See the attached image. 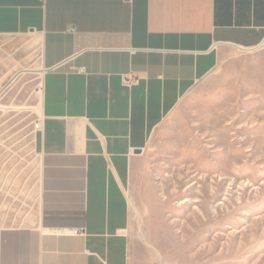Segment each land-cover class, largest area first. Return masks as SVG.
<instances>
[{
  "label": "crops",
  "instance_id": "0c3cea01",
  "mask_svg": "<svg viewBox=\"0 0 264 264\" xmlns=\"http://www.w3.org/2000/svg\"><path fill=\"white\" fill-rule=\"evenodd\" d=\"M23 36L43 68L39 178L0 218V264H136L135 167L221 60L264 45V0H0L1 44Z\"/></svg>",
  "mask_w": 264,
  "mask_h": 264
},
{
  "label": "rangeland",
  "instance_id": "374dc122",
  "mask_svg": "<svg viewBox=\"0 0 264 264\" xmlns=\"http://www.w3.org/2000/svg\"><path fill=\"white\" fill-rule=\"evenodd\" d=\"M29 36L0 39V218L39 174L43 77ZM136 264H264V45L236 50L157 132L133 177Z\"/></svg>",
  "mask_w": 264,
  "mask_h": 264
},
{
  "label": "built area",
  "instance_id": "2783aa9c",
  "mask_svg": "<svg viewBox=\"0 0 264 264\" xmlns=\"http://www.w3.org/2000/svg\"><path fill=\"white\" fill-rule=\"evenodd\" d=\"M76 71L79 73L85 72V70L83 68H79ZM137 82H138V77L133 73L126 74L123 76V83L127 87H131V86L137 84ZM39 129H40V131H42V123L39 125Z\"/></svg>",
  "mask_w": 264,
  "mask_h": 264
},
{
  "label": "bare ground",
  "instance_id": "6f19581e",
  "mask_svg": "<svg viewBox=\"0 0 264 264\" xmlns=\"http://www.w3.org/2000/svg\"><path fill=\"white\" fill-rule=\"evenodd\" d=\"M41 93V92H40ZM39 113H40V115H41V107H40V105H39Z\"/></svg>",
  "mask_w": 264,
  "mask_h": 264
},
{
  "label": "water",
  "instance_id": "95a60500",
  "mask_svg": "<svg viewBox=\"0 0 264 264\" xmlns=\"http://www.w3.org/2000/svg\"><path fill=\"white\" fill-rule=\"evenodd\" d=\"M137 154H140V152H137Z\"/></svg>",
  "mask_w": 264,
  "mask_h": 264
}]
</instances>
